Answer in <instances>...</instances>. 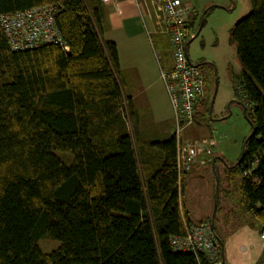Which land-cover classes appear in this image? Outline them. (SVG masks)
<instances>
[{
    "label": "trees",
    "instance_id": "16d2710c",
    "mask_svg": "<svg viewBox=\"0 0 264 264\" xmlns=\"http://www.w3.org/2000/svg\"><path fill=\"white\" fill-rule=\"evenodd\" d=\"M103 1L0 0V15L57 6L55 25L68 46L12 51L0 28V264H210L171 244L205 221L194 223L184 204L188 173L180 181L175 136L137 142L116 46L101 37ZM251 1L230 39L244 70L253 130L226 178L261 231L264 0ZM246 170L253 175L244 176ZM45 238L59 246L42 252Z\"/></svg>",
    "mask_w": 264,
    "mask_h": 264
},
{
    "label": "rangeland",
    "instance_id": "374dc122",
    "mask_svg": "<svg viewBox=\"0 0 264 264\" xmlns=\"http://www.w3.org/2000/svg\"><path fill=\"white\" fill-rule=\"evenodd\" d=\"M181 1L189 3L196 13V16L192 17L190 25V30L195 36L188 41L187 54L194 64L202 68L203 75L209 83L206 90L204 109H200V113L204 111L205 120H201V114L198 115V117L200 116V121L197 126L199 127L194 129V135H198L199 138L212 137L216 139L212 153V158L216 162L215 167L213 169L212 165L214 163L210 162L204 168L195 170L186 176L184 204L193 218H197L202 214L209 218L215 215L216 231L221 234L222 238L224 236L228 245L227 248L234 255L232 259L238 262L242 258V255L238 253L239 246L242 245L247 248L248 242L250 244L248 247L249 253L243 255L245 258L250 259L254 254L263 253L260 246L259 230L251 218V223L254 226L250 227L248 220H246L247 225L242 224L244 226L242 227L243 230H241L239 228L241 225L240 221L237 218L233 219L232 216L227 217L226 227L222 212H220V209L215 212L214 204L218 190L216 189L218 178L220 189L217 197L220 208L225 195L222 190L224 186V170L236 165L239 161L244 142L253 130L248 118L251 115L252 105L247 106L249 100L246 98L247 94L244 88V70L237 58L235 46L230 39L232 27L251 12L252 1ZM128 51L129 49H126L124 45L121 55L124 56V53L128 54ZM126 58L127 56L123 60L125 61ZM206 70H208V73ZM125 73L128 75L130 83L133 82L132 88H136L137 78L134 76L133 70L127 69ZM154 79L152 77V80ZM160 81L162 82L161 79ZM159 89L156 86L155 90H152L154 92L152 97L155 98L159 105H162V93ZM132 92L131 97L133 96V102L141 121L150 125V111L144 94L136 93L137 91L134 89ZM150 92L151 90H148V93ZM213 94L211 113H209ZM127 124L131 130L129 120H127ZM240 182L241 177L240 173H238L236 183L240 184ZM233 186L234 183L231 182V186L228 189L230 190L233 207L237 209L238 191ZM58 246L59 242L50 238L39 241V247L45 253L55 250ZM262 259H264V256ZM262 264H264V261Z\"/></svg>",
    "mask_w": 264,
    "mask_h": 264
},
{
    "label": "crops",
    "instance_id": "0c3cea01",
    "mask_svg": "<svg viewBox=\"0 0 264 264\" xmlns=\"http://www.w3.org/2000/svg\"><path fill=\"white\" fill-rule=\"evenodd\" d=\"M103 8L104 20L102 23L101 37L102 40L106 42H112L116 46L120 69V79H122L121 83L123 86V90L124 93L130 97L132 109L135 112L136 123L134 124V131L137 142H144L145 145H147L150 142L165 141L172 135L171 132L173 122L172 107L168 95L166 94L167 92L165 90L164 84L159 79L160 69H170L173 62L169 38L168 35L164 32L165 28L163 27L162 23L156 18L153 8L144 0H104ZM145 34L147 37L145 36ZM124 45L126 49H129V51L128 54L124 53V56H122L121 51ZM126 56L127 58L124 61L123 58ZM127 69L133 70V74L137 78V83L135 84L136 88H132L133 82L130 83L128 75H126L125 73V70ZM206 71L208 73V70ZM152 77H154L155 79L152 80ZM208 85L209 83L207 81V86ZM156 86L160 88L159 90H161L162 93V105H159L155 98L152 97L154 93L152 90H155ZM133 89L137 91L136 93H143L146 98L145 100L150 111V125L147 122H142L140 116L138 115L137 108L133 102V96L131 97ZM148 90H151V92L148 93ZM204 98V101L199 105V110L204 109L206 93L204 95ZM203 113L204 111H202L201 113V120H205ZM196 119L197 122L195 121L192 126L184 131L185 133L182 135V138L184 137V140L192 139L201 142L205 140L207 143L203 145L204 151L198 155L196 162L192 165L191 172L188 174L193 173L195 170L204 168L210 162L214 163L212 165L214 169L216 164V162L214 161L215 159L212 158L216 139L212 137L199 138L198 135L195 136L194 129H197L199 127L197 126V124L200 121V116H196ZM226 170L227 169H225L223 173L224 186L222 189L225 195L222 201V205L219 208L220 212H222L221 214L224 219V224L227 227V217L232 216L233 219L237 218V220L240 221L241 225L239 224V228H241V230H243L242 227L244 226L242 224L247 225L246 220H248L249 226L252 227L254 225L251 223V216L241 211L238 200V208L235 209L233 207V201L231 195H229L230 190L228 189L231 186L232 181L226 178ZM219 184L220 181L218 178L216 187H219ZM187 211L189 212L190 219L194 223L213 221V231L222 241V264H262V262L264 261V259H262V257L264 256V240H262L260 237V231L259 240L263 253L254 254V256L250 259L245 258V256L243 255L249 253L248 247L250 246V244L248 242L247 248L243 247L242 245L239 246L238 253L242 255V258L237 262L232 259L234 255L232 254V251L227 248L228 245L226 243V240L224 239V236L222 238L221 234L216 231L214 217L215 215L209 218L208 216L202 214L197 218H193L188 208ZM252 220L254 221V219ZM255 225L258 228V224L256 222Z\"/></svg>",
    "mask_w": 264,
    "mask_h": 264
},
{
    "label": "built area",
    "instance_id": "2783aa9c",
    "mask_svg": "<svg viewBox=\"0 0 264 264\" xmlns=\"http://www.w3.org/2000/svg\"><path fill=\"white\" fill-rule=\"evenodd\" d=\"M144 1L153 8L156 18L165 28L172 51V67L167 70L161 68L159 76L173 111L171 133L179 145L181 181L183 174L191 172L198 155L204 151L203 145L207 143L205 140H184L181 137L194 124L197 106L205 95L203 72L187 54L188 41L195 36L189 25L194 11L191 5L181 0ZM58 11L55 5H44L1 14L0 28L7 38L9 48L21 51L54 44L67 50V43L55 25ZM243 175L251 177L253 173L246 170ZM260 237L264 240V228L260 231ZM171 244L176 251L202 254L210 264H222L219 241L212 232L210 221L187 227L185 237L174 238Z\"/></svg>",
    "mask_w": 264,
    "mask_h": 264
},
{
    "label": "water",
    "instance_id": "95a60500",
    "mask_svg": "<svg viewBox=\"0 0 264 264\" xmlns=\"http://www.w3.org/2000/svg\"><path fill=\"white\" fill-rule=\"evenodd\" d=\"M215 94V93H214ZM213 98H214V95L212 97V101H211V104H210V113H211V107H212V103H213ZM217 188V187H216ZM215 207H216V204H214V210H215Z\"/></svg>",
    "mask_w": 264,
    "mask_h": 264
}]
</instances>
